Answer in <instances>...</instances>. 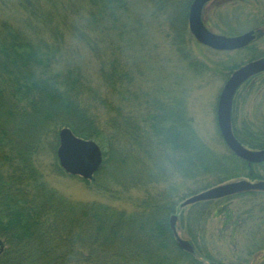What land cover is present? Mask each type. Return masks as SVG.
<instances>
[{
  "label": "trees",
  "instance_id": "trees-1",
  "mask_svg": "<svg viewBox=\"0 0 264 264\" xmlns=\"http://www.w3.org/2000/svg\"><path fill=\"white\" fill-rule=\"evenodd\" d=\"M192 1L0 0V264H222L200 235L220 199L180 204L234 179L264 182V163L248 165L226 147L215 154L187 113L181 75L169 84L174 92L150 68L156 83L143 87L137 62L148 53L142 42L151 20L180 66L209 70L191 54L192 43L202 46L188 30ZM249 52L230 75L259 57ZM82 53L94 77L75 63ZM262 75L240 88L251 91ZM261 120L238 128L230 117L234 137L250 150L264 149ZM63 128L100 148V168L83 181L102 201L73 202L46 182L44 157L52 160L45 170L66 175L56 157ZM116 200L129 203L111 205ZM223 210L221 230L236 233L240 218ZM178 233L191 254L178 247Z\"/></svg>",
  "mask_w": 264,
  "mask_h": 264
},
{
  "label": "rangeland",
  "instance_id": "rangeland-1",
  "mask_svg": "<svg viewBox=\"0 0 264 264\" xmlns=\"http://www.w3.org/2000/svg\"><path fill=\"white\" fill-rule=\"evenodd\" d=\"M263 4L264 0H215L204 9L202 20L214 33L219 34L222 30H230L235 34H242L249 28L257 26V14L261 13L264 8ZM12 16L15 15L12 14ZM153 22L148 21L150 26L148 24L144 33V39L146 40L147 37L149 41L142 42L145 46L144 51L148 53L140 61H137L142 67H145L141 69L145 71V76L143 75L141 78V86L148 87L157 82L160 86L172 89L169 86L171 80L175 75H181L186 110L188 115L193 118L197 135L215 154L225 153L227 147L219 135L216 122L217 102L233 66L243 63L249 55L242 52H217L192 43V56H195L198 61L203 62L209 68L208 71H202L204 72L202 74H192L184 69V66H180L167 40L157 30ZM262 43L263 41L256 42L253 45L254 49ZM82 54L76 58L75 63L84 67L86 72L94 77L93 65L87 64L88 57L85 53ZM150 68L153 69V72L156 70L158 72L156 82L152 81L153 72L150 71ZM254 84L255 86L248 92L241 88L233 99L232 123L238 128H241L245 122L251 125H259L262 122L261 119L264 118V74L262 79L258 78ZM172 90L177 92L179 88ZM50 162L52 163V160L48 157L41 159L46 182L58 194L73 202L102 201V195L98 194L79 177L67 174L57 176L49 170H45L49 167ZM258 172L264 174V169H258ZM239 180L257 182L240 178L227 183ZM222 184H226V182ZM131 195L132 199L140 196L136 193ZM118 201L110 203L111 205L123 206L129 203L124 200ZM226 205L234 217L240 218L241 227L236 233L228 227L221 230L225 221L223 207ZM212 207L216 217H209L205 227L200 232L202 239H204L203 244L208 250H211V254L222 264H264V192H258L251 196L229 198V200L223 198L218 202L215 201ZM177 215L179 214L175 216ZM177 236L179 238L184 237L179 233ZM231 237L233 239L230 240Z\"/></svg>",
  "mask_w": 264,
  "mask_h": 264
},
{
  "label": "water",
  "instance_id": "water-1",
  "mask_svg": "<svg viewBox=\"0 0 264 264\" xmlns=\"http://www.w3.org/2000/svg\"><path fill=\"white\" fill-rule=\"evenodd\" d=\"M211 1L193 0L189 7L188 30L195 41L202 46L219 52L236 51L249 45L254 39L252 31L234 37H227L215 34L206 28L201 21V14L205 5ZM261 72H264V58L251 61L235 70L225 82L216 108L217 127L223 142L235 157L248 165L264 163V149L248 150L234 137L230 123L232 100L243 83ZM56 157L60 168L65 174L79 177L84 181L92 180L102 162L101 150L95 142L79 139L67 128H63L58 132ZM254 191L264 192V182L250 183L245 180L229 182L187 198L180 204V207L183 208L199 202L219 200ZM175 221L176 217L171 216L169 223L172 231L175 230ZM175 237L181 250L190 254L193 252L192 246L187 241L179 238L176 234Z\"/></svg>",
  "mask_w": 264,
  "mask_h": 264
},
{
  "label": "flooded vegetation",
  "instance_id": "flooded-vegetation-1",
  "mask_svg": "<svg viewBox=\"0 0 264 264\" xmlns=\"http://www.w3.org/2000/svg\"><path fill=\"white\" fill-rule=\"evenodd\" d=\"M213 1L214 0H212L209 3H207L205 5L204 9L206 8V6H208L209 4H211ZM263 6H264V4H263ZM202 15H203V11H202ZM202 15H201V18L203 17ZM257 15H258L257 16V21H256L257 22V26L254 27L253 29H250V30L246 31V32H249V31H252L253 32V34H254L253 41L249 45H247L246 47H244L242 49H239L237 51H233V52H242L244 54L245 53H250L249 51H252L254 54H258L259 55V57L257 59H254V60H258V59H263L264 58V50H263V48H264V8L262 9L261 13L260 14H257ZM246 32H244V33H246ZM259 41H263V43L261 45H258V47L256 46V48L254 49L253 45L256 42H259ZM249 62H251V61H249ZM249 62H247V63H249ZM259 74H264V72H261ZM259 74H257V75H259ZM257 75H255V76H257ZM240 89L241 88H239V90ZM244 90L246 91V89H244Z\"/></svg>",
  "mask_w": 264,
  "mask_h": 264
}]
</instances>
